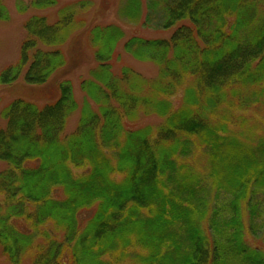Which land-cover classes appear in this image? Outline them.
<instances>
[{"label":"trees","instance_id":"16d2710c","mask_svg":"<svg viewBox=\"0 0 264 264\" xmlns=\"http://www.w3.org/2000/svg\"><path fill=\"white\" fill-rule=\"evenodd\" d=\"M65 4L53 23L25 22L21 59L0 72L1 85L20 74L43 85L65 66L61 47L84 25L81 1ZM116 11L170 35L93 26L95 67L79 84L80 102L62 81L49 104L15 99L0 110L2 255L10 264L29 250L31 264H264V252L245 240L264 245V135L246 141L230 128L264 120V0H121ZM7 19L0 0V21ZM118 46L156 77L128 64L114 73ZM74 113L76 127L65 134ZM148 116L157 126L134 125ZM196 151L210 185L190 164ZM72 167L85 172L75 176ZM55 189L62 198L52 197ZM17 219L29 226L17 228Z\"/></svg>","mask_w":264,"mask_h":264},{"label":"rangeland","instance_id":"374dc122","mask_svg":"<svg viewBox=\"0 0 264 264\" xmlns=\"http://www.w3.org/2000/svg\"><path fill=\"white\" fill-rule=\"evenodd\" d=\"M58 5L54 8L48 9H32L29 6L30 0H3L8 13L7 21H0V72L9 66L14 65L21 59L20 50L21 46L27 41L28 35L25 29V22L32 16H43L49 23H53L57 17V10L66 5L65 3H76L81 1L82 8H77L78 20L84 22L81 30L74 31L71 38L61 47L63 57L65 59V66L56 71L51 79L43 85L28 84L24 81L23 74H20L14 81L8 85L0 84V110L8 102L21 99L37 106H43L53 102L58 96L57 87L58 83L62 81H69L72 83L73 94L78 102L82 99V92L79 89V84L83 79L88 78V72L95 67L92 57V50L89 47L88 34L93 26H104L115 24L119 26L126 37L129 36H141L145 38H158L167 37L170 32L153 31L154 29L141 28L143 22V16L140 18L137 24H128L127 20L122 19L117 14V7L121 0H57ZM144 13V12H143ZM117 52L121 56L122 60H118L112 63V71L117 73L121 67L125 64L136 72L144 75L146 78L151 79L156 77V69L148 64H139L131 61L127 55L123 54L120 47H117ZM32 51L26 53V68L29 66L31 60ZM114 65V66H113ZM126 66V65H125ZM177 103L176 100H174ZM235 113V112H234ZM77 113L70 116L67 121L65 134L70 133L77 124ZM243 117H247L245 112L241 114ZM255 116V115H254ZM159 120L155 117H141L134 123L136 126L150 125L152 127L157 126ZM4 126V122L0 119V127ZM232 130L239 132L245 136L246 141H254L259 136L264 135V120L263 118H249L247 123H235L230 127ZM190 164L193 167L194 173L197 177L206 181L207 177L204 176V156L201 152L196 151ZM28 165V164H27ZM30 165V164H29ZM72 173L77 176L85 172V168H71ZM115 181L120 180L121 176L112 175ZM208 185H210L207 180ZM213 195V192H212ZM52 197L62 198L61 190L55 189ZM219 200L222 201L223 197L219 196ZM3 203V196L0 195V204ZM93 209H85L79 214L81 222L91 217ZM14 224L17 228L28 227L29 224L24 219L14 220ZM84 223H81L83 226ZM48 232L51 230L50 226L45 227ZM44 229V230H46ZM246 242L254 248H258L264 252V245L260 240L253 239L249 235L245 238ZM45 242V240H44ZM35 255L34 250L26 251L22 256V262L20 264H31ZM112 262V261H110ZM0 264H10L7 259L2 255L0 250ZM127 264V263H122Z\"/></svg>","mask_w":264,"mask_h":264}]
</instances>
